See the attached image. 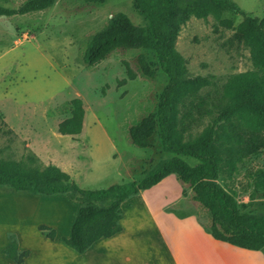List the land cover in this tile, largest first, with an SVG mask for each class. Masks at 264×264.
<instances>
[{"label":"rangeland","instance_id":"1","mask_svg":"<svg viewBox=\"0 0 264 264\" xmlns=\"http://www.w3.org/2000/svg\"><path fill=\"white\" fill-rule=\"evenodd\" d=\"M0 1L17 8L26 0ZM234 1L246 12L264 16V0ZM132 2L107 0L93 5L84 0H57L45 10L0 17V165L18 164L21 170H30L64 163L72 168L76 179L71 178L80 186L101 189L140 181L168 156L156 140L153 147L142 148L129 133L130 126L156 108L167 82L161 69L157 68L153 79L142 76L137 61L142 50L138 49L115 50L94 66L84 61L88 42L113 14L125 12L135 23L145 22ZM242 21L241 14L231 11L219 16L192 15L181 25L175 43L185 74L211 80L201 94L207 97L205 108L212 110V116L223 104V89L234 75H264L251 42L241 34ZM128 67L136 73L134 79ZM76 97L85 108L80 141H75L76 135L59 131L60 122L72 115L71 101ZM210 119L211 115L205 116L193 125L192 133H201ZM262 171L264 150L239 162L231 178L223 175L220 179L243 212H264ZM185 187L187 200L171 209L179 214L194 212L202 224L210 226L208 209L194 200L188 184ZM62 206L68 216L70 207L64 202ZM6 218L7 213L0 211V219Z\"/></svg>","mask_w":264,"mask_h":264},{"label":"trees","instance_id":"2","mask_svg":"<svg viewBox=\"0 0 264 264\" xmlns=\"http://www.w3.org/2000/svg\"><path fill=\"white\" fill-rule=\"evenodd\" d=\"M57 0H26L17 8L0 1V17L45 10ZM99 5L107 0H84ZM134 9L144 18L135 23L125 12L113 14L105 28L88 42L84 61L94 66L118 49L142 50L137 57L138 70L153 79L157 68L167 82L158 96L156 108L130 126L132 142L151 148L156 140L167 157L145 172L140 181L111 184L106 188H83L60 167L21 170L17 165H0V185L33 194H66L78 204L71 233L63 240L79 252L95 241L121 230L122 204L130 196L148 189L169 175L194 191L193 198L210 213V226H204L214 238L242 248L264 250V212L241 211L234 195L221 183L223 175L231 178L244 158L264 150V75L244 72L234 75L222 92L223 104L218 113L205 108L207 97L202 89L211 84L207 76H187L183 58L175 43L180 28L192 15L206 17L223 11L243 16L242 36L253 46L257 65L264 67V16H254L234 0H133ZM128 75L136 73L128 67ZM72 115L59 124L62 134H80L84 127L85 108L81 98H73ZM211 115L203 131H191L205 116ZM191 159V161L186 158ZM264 177V171H262ZM40 230L55 239V229L40 225ZM15 238L4 253L18 264H25L28 251L18 252Z\"/></svg>","mask_w":264,"mask_h":264},{"label":"crops","instance_id":"3","mask_svg":"<svg viewBox=\"0 0 264 264\" xmlns=\"http://www.w3.org/2000/svg\"><path fill=\"white\" fill-rule=\"evenodd\" d=\"M56 166L76 179L67 164ZM186 200L185 184L169 175L123 202L120 231L79 252L63 240L71 233L78 204L63 193L33 194L0 185V211L7 213L0 219V264H18L4 253L12 238L20 251H28L25 264H264L263 250L218 240L196 213L171 209ZM62 202L70 207L68 216ZM40 225L55 229L57 237L46 236Z\"/></svg>","mask_w":264,"mask_h":264}]
</instances>
